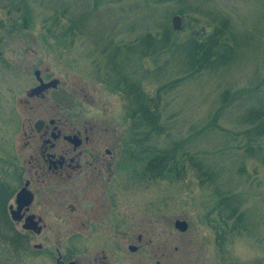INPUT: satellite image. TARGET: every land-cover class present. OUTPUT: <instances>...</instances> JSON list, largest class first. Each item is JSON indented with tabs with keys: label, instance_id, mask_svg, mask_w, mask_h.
<instances>
[{
	"label": "rangeland",
	"instance_id": "obj_1",
	"mask_svg": "<svg viewBox=\"0 0 264 264\" xmlns=\"http://www.w3.org/2000/svg\"><path fill=\"white\" fill-rule=\"evenodd\" d=\"M219 32L230 53L187 77L202 63L186 40ZM142 39L136 52L117 47ZM36 68L68 84L57 92L76 113L123 134L138 173L125 181V212L154 213L157 229L170 216V264H264V135L253 133L264 120V0H0V210ZM141 102L158 116L142 127L132 116ZM7 247L0 231L2 261Z\"/></svg>",
	"mask_w": 264,
	"mask_h": 264
},
{
	"label": "flooded vegetation",
	"instance_id": "obj_2",
	"mask_svg": "<svg viewBox=\"0 0 264 264\" xmlns=\"http://www.w3.org/2000/svg\"><path fill=\"white\" fill-rule=\"evenodd\" d=\"M34 73L22 99L23 144L3 177L0 231L8 247L0 264H25L31 253L39 264H170V216L157 229L154 213L125 212V181L138 173L130 174L123 134L111 121L76 113L57 92L68 84L50 70Z\"/></svg>",
	"mask_w": 264,
	"mask_h": 264
},
{
	"label": "trees",
	"instance_id": "obj_3",
	"mask_svg": "<svg viewBox=\"0 0 264 264\" xmlns=\"http://www.w3.org/2000/svg\"><path fill=\"white\" fill-rule=\"evenodd\" d=\"M177 13H183L181 10ZM172 30L174 31V29L172 28ZM216 36L215 40H214V37L213 36ZM231 39V38H230ZM222 40L221 38V35H220V32L219 34H213L211 36H209V38L207 39V41L205 40L204 42H200L198 37H190L188 38V40H186L183 48H187V51H189L190 53H193V56H194V62L196 63V65L201 61L202 64H200V67H198L196 70L194 71H190L187 73V77H190L193 75L194 72L196 71H200L201 68H207L209 65H214L218 60L222 59V57L225 55H227V53H230V49H229V41H227L225 44L223 45H219L218 47L216 46V43L218 44V42H220ZM229 40V39H228ZM143 43V39L142 40H138V41H134L132 43H129V42H119L117 44V47L118 48H123L125 45H128V47H130L131 49H136L137 46L139 44H142ZM155 43V42H153ZM206 46V47H209V46H214V48L216 49L217 47V50L218 51H215L212 56H204V55H201V52L203 53V47ZM219 48V49H218ZM121 50V49H119ZM135 51V50H134ZM136 52V51H135ZM201 55V56H199ZM192 62V60H191ZM218 63V62H217ZM184 76V77H186ZM178 82H179V79H177ZM171 83H174L171 82ZM169 85V83H168ZM131 88V90H135L134 92H137V94H140V88L138 87H129ZM256 92H257V89H254V90H251L248 92L247 96H250L252 97L253 95H256ZM255 93V94H254ZM135 97L137 96L135 93H134ZM140 97V96H139ZM144 102V101H143ZM155 102V101H154ZM153 103V102H151ZM137 104H135L133 107H132V116H133V120L135 121V124L140 122L141 123V127H142V124L143 122L147 121L148 120V123L147 125L149 124L150 120L151 122H153V119L151 118H157V113L156 111H154V109L152 108L150 102H145V103H142L139 104L138 103V106H136ZM137 115H139L137 117ZM137 120H135L136 118ZM248 117H251V115H249ZM256 119V118H253V120ZM137 121V122H136ZM253 133H258V134H262L264 135V120H261L259 122V124H257L255 127H253ZM259 148H261V146H259ZM149 167V166H147ZM148 170V169H147ZM151 170V169H150ZM230 195L229 194H226V196L222 199L223 201H225L226 203L230 204L229 202V199H230Z\"/></svg>",
	"mask_w": 264,
	"mask_h": 264
},
{
	"label": "water",
	"instance_id": "obj_4",
	"mask_svg": "<svg viewBox=\"0 0 264 264\" xmlns=\"http://www.w3.org/2000/svg\"><path fill=\"white\" fill-rule=\"evenodd\" d=\"M172 22H173V26L175 29L178 30L181 28V16L180 15L178 14L174 15L172 18ZM39 88H41V86H39ZM22 194H23L22 192L18 194V199L20 198ZM176 226L179 230L185 231L188 229L189 224H188V221L185 219H178L176 221Z\"/></svg>",
	"mask_w": 264,
	"mask_h": 264
}]
</instances>
